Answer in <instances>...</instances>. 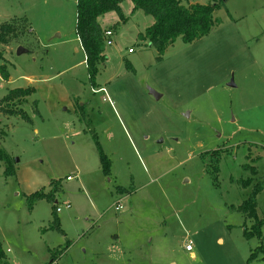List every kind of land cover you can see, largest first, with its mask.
Masks as SVG:
<instances>
[{
    "label": "rangeland",
    "instance_id": "374dc122",
    "mask_svg": "<svg viewBox=\"0 0 264 264\" xmlns=\"http://www.w3.org/2000/svg\"><path fill=\"white\" fill-rule=\"evenodd\" d=\"M182 2L218 3L220 24L192 43L178 38L162 60L138 36L154 18L133 2L122 3L126 23L117 12L101 17L115 34L93 86L77 0H0V27L14 28L0 44L11 72L0 74V99L36 88L21 106L29 120L0 112V149L16 170L6 177L0 160V239L11 264H264L262 252L249 261L260 242L245 238L253 219L234 207L260 180L264 218V0ZM55 180L63 233L52 203L29 198Z\"/></svg>",
    "mask_w": 264,
    "mask_h": 264
},
{
    "label": "trees",
    "instance_id": "16d2710c",
    "mask_svg": "<svg viewBox=\"0 0 264 264\" xmlns=\"http://www.w3.org/2000/svg\"><path fill=\"white\" fill-rule=\"evenodd\" d=\"M127 0H77V37L80 39L81 48L85 52L86 68L90 81L96 86V79L100 73V65L107 59L106 55V38L105 31L102 28L99 18L108 13L117 12L123 23L128 22V18L123 12L122 3ZM133 2L132 11L142 10L147 16H152L154 22L145 32L139 34L141 40L148 41L157 49V60H162L167 50L178 38L186 44L192 43L207 37L216 26L220 24V20L216 17L218 3L201 4L190 3L184 5L182 0H130ZM115 28V25L111 27ZM14 28L9 23L0 27V44L8 42V37L13 34ZM128 67H130L128 65ZM131 68V67H130ZM0 74L3 80H8L11 76L10 70L6 64L0 65ZM36 93L34 87H23L10 89L9 92L0 99V112L10 115H21L29 120V116L25 111L21 110V106L28 101V98ZM33 105L36 107L37 102ZM99 160H101L102 170L106 175L111 173L112 160L104 152L100 141L96 140ZM222 151H212L210 157L214 162L212 172L216 175L219 172L220 162L222 160ZM0 160L5 163L6 169L4 175L14 176L16 170L14 163L8 154L0 149ZM248 165L245 167L247 168ZM253 173L257 176V170L254 168ZM218 176V175H217ZM244 187L248 188L254 182L253 177L242 181ZM51 187L46 190L42 189L32 193L29 198L34 202L37 200L47 199L52 203V216L54 226L63 233L61 228L60 217L57 214V195L62 191V181L55 180L51 182ZM263 190L261 182H256L251 194L239 206L235 208L242 212L252 221L251 226L244 227V236L247 240L257 238L260 242L259 246L251 256L249 261L255 259L261 252L264 253V218L259 217L258 196ZM56 259H54L55 261ZM0 264H11L9 254L3 247L0 239Z\"/></svg>",
    "mask_w": 264,
    "mask_h": 264
},
{
    "label": "built area",
    "instance_id": "2783aa9c",
    "mask_svg": "<svg viewBox=\"0 0 264 264\" xmlns=\"http://www.w3.org/2000/svg\"><path fill=\"white\" fill-rule=\"evenodd\" d=\"M104 31H105L106 45H112L113 44L112 37L114 36L115 31L111 30V29H106ZM78 39H79V37H78ZM79 42H80V39H79ZM101 90H105V88H102ZM67 179H71V177H67ZM66 207L69 208V207H71V205L68 203L66 205ZM120 207H121V205L119 204V206H117L116 210H119ZM61 210H62L61 207H57V212H61ZM185 250H187L189 252L194 251L192 242H190L189 244H187L185 246ZM6 252L9 253L10 252V248L7 249Z\"/></svg>",
    "mask_w": 264,
    "mask_h": 264
},
{
    "label": "crops",
    "instance_id": "0c3cea01",
    "mask_svg": "<svg viewBox=\"0 0 264 264\" xmlns=\"http://www.w3.org/2000/svg\"><path fill=\"white\" fill-rule=\"evenodd\" d=\"M132 8H133V6H132ZM126 15V14H125ZM103 17V16H102ZM101 18V17H100ZM100 18H99V21H100ZM101 24V23H100ZM102 26V25H101ZM112 26H110V27H108V28H106V29H111L112 30V28H111ZM103 28V27H102ZM104 29V28H103ZM106 29H104V30H106ZM114 31H115V28L113 29ZM140 33H142V32H140ZM139 33V34H140ZM139 34H138V36H139ZM78 38V37H77ZM80 47H81V43H80ZM97 86V85H96ZM102 87V86H101ZM101 87H99V88H101ZM96 88V87H95ZM112 170V169H111ZM258 176V175H257ZM257 176H256V178H257ZM258 182H260V180H258ZM256 183V182H255ZM253 184V183H252ZM251 184V185H252ZM127 187H125V186H122V185H119L118 187H117V190H116V195L117 196H119L120 194H122V196L124 195V192H125V189H126ZM121 200V199H120ZM118 202V201H117ZM235 207V206H234ZM61 212H62V210H61ZM60 213V212H59ZM259 217L260 218H262V216L260 215V213H259ZM264 232V231H263ZM10 257V256H9Z\"/></svg>",
    "mask_w": 264,
    "mask_h": 264
},
{
    "label": "water",
    "instance_id": "95a60500",
    "mask_svg": "<svg viewBox=\"0 0 264 264\" xmlns=\"http://www.w3.org/2000/svg\"><path fill=\"white\" fill-rule=\"evenodd\" d=\"M17 51H18V54H19V55H23V53L28 52V50H27L24 46H20V47H18V48H17ZM151 94H152V95L155 94L156 96H158L157 92H156L154 89L151 90Z\"/></svg>",
    "mask_w": 264,
    "mask_h": 264
}]
</instances>
